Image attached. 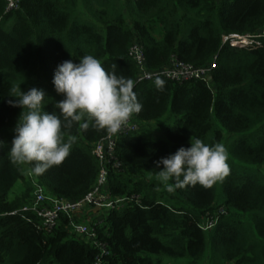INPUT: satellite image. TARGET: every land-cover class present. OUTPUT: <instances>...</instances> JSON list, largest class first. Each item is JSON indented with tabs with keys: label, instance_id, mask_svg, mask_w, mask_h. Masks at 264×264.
Here are the masks:
<instances>
[{
	"label": "trees",
	"instance_id": "1",
	"mask_svg": "<svg viewBox=\"0 0 264 264\" xmlns=\"http://www.w3.org/2000/svg\"><path fill=\"white\" fill-rule=\"evenodd\" d=\"M263 26L264 0H20L19 9L9 12L0 0V214L31 199V179L57 198L77 200L90 192L100 168L92 145L107 133L74 124L65 130L66 140L77 137L70 155L37 176L10 159L21 109L7 101L20 90L43 89L44 110L58 112L54 105L64 97L54 90V70L84 55L99 59L106 71L115 65L117 75L134 82L138 67L129 49L137 42L150 70L167 65L171 56L194 66L216 57V67L211 87L164 77L134 83L143 105L133 115L140 127L172 123L165 140L144 138L139 129L117 139L122 170L110 172L108 189L115 196L139 194L141 204L105 214L99 233H106L110 264H198L209 242L220 254L215 262L264 264V38L255 49L222 43L224 34ZM157 79L165 82L163 90ZM194 138L223 144L230 173L210 188L169 192L157 179L155 162L190 147ZM220 206L230 213L204 232L200 222ZM67 222L62 214L54 230L44 233L32 214L0 215V264H92L97 250L70 236Z\"/></svg>",
	"mask_w": 264,
	"mask_h": 264
},
{
	"label": "clouds",
	"instance_id": "2",
	"mask_svg": "<svg viewBox=\"0 0 264 264\" xmlns=\"http://www.w3.org/2000/svg\"><path fill=\"white\" fill-rule=\"evenodd\" d=\"M115 67L106 71L93 55L81 56L79 63L65 60L58 64L52 79L55 92L64 97L54 105L58 112L44 110L43 89L20 90L15 100H8L10 106L21 109L9 149L11 161L30 166V173L39 176L70 155L77 137L69 135L66 140L65 130L74 124L82 131L92 127L110 135L119 133L143 105L133 91L134 82L117 75ZM164 83L155 81L158 90H163ZM227 159L223 144L190 139V147L181 146L155 162L160 169L157 179L169 192L196 185L210 188L229 175Z\"/></svg>",
	"mask_w": 264,
	"mask_h": 264
},
{
	"label": "built area",
	"instance_id": "3",
	"mask_svg": "<svg viewBox=\"0 0 264 264\" xmlns=\"http://www.w3.org/2000/svg\"><path fill=\"white\" fill-rule=\"evenodd\" d=\"M6 12L19 9L20 0H5ZM264 38V26L253 33L224 34L222 43H228L232 47L255 49L261 46ZM129 55L137 64L138 72L134 83L143 80H154L164 77L175 82L189 80H202L208 86H212L211 73L216 67V57L212 62L201 66L171 56L169 63L159 69H147L143 48L134 42L129 49ZM140 128V122L132 116L122 130L110 135L106 133L92 145V154L99 161V170L93 189L77 200L57 198L48 194L36 180H32L31 199L21 208L4 214H16L26 212L38 218L37 228L39 231L49 233L54 230L62 214L66 215L68 222L66 230L70 236L83 237L93 248L97 250L92 264H110L108 257L110 251L103 235L99 231L103 227V219L108 211L129 206L130 202L141 204L139 194L115 196L108 189V176L110 172L121 171L122 162L116 156L117 139L127 133H132ZM144 208H147L146 206ZM225 206L218 207L213 213L206 214L200 222L199 227L209 233L216 225L221 215H227Z\"/></svg>",
	"mask_w": 264,
	"mask_h": 264
},
{
	"label": "rangeland",
	"instance_id": "4",
	"mask_svg": "<svg viewBox=\"0 0 264 264\" xmlns=\"http://www.w3.org/2000/svg\"><path fill=\"white\" fill-rule=\"evenodd\" d=\"M131 22V21H129ZM172 122H170L168 119L160 120V121H154L150 123L149 125H144V127H140L138 132L140 135H142L144 138L148 139H155V140H165V129L168 125H170ZM22 186L21 181L17 182L15 184V188L19 189ZM164 187V186H163ZM223 194L217 190V196H216V203H221L223 201ZM233 209H231V212ZM230 211L228 210V214ZM227 214V215H228ZM226 215V216H227ZM241 218H247V216H241ZM216 256H220L219 252H216L214 254L213 248L211 243L209 242L206 246V250L204 251L202 258L199 260L198 264H226V261H224L223 258L217 259L216 262L214 261V258Z\"/></svg>",
	"mask_w": 264,
	"mask_h": 264
}]
</instances>
